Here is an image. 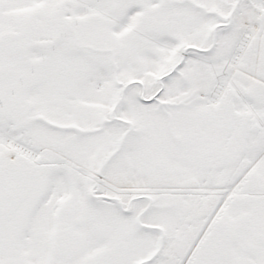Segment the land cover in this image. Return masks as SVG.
Wrapping results in <instances>:
<instances>
[{
  "label": "snow or ice",
  "instance_id": "1",
  "mask_svg": "<svg viewBox=\"0 0 264 264\" xmlns=\"http://www.w3.org/2000/svg\"><path fill=\"white\" fill-rule=\"evenodd\" d=\"M0 264H264V0H0Z\"/></svg>",
  "mask_w": 264,
  "mask_h": 264
}]
</instances>
